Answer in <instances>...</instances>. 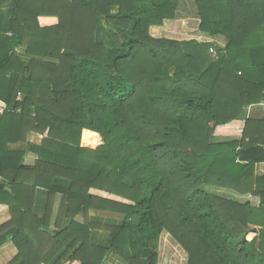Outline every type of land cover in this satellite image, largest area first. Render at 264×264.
<instances>
[{
	"label": "trees",
	"instance_id": "16d2710c",
	"mask_svg": "<svg viewBox=\"0 0 264 264\" xmlns=\"http://www.w3.org/2000/svg\"><path fill=\"white\" fill-rule=\"evenodd\" d=\"M194 2L212 40L151 34L181 0H0L8 264H158L163 232L187 264H264V0Z\"/></svg>",
	"mask_w": 264,
	"mask_h": 264
},
{
	"label": "rangeland",
	"instance_id": "374dc122",
	"mask_svg": "<svg viewBox=\"0 0 264 264\" xmlns=\"http://www.w3.org/2000/svg\"><path fill=\"white\" fill-rule=\"evenodd\" d=\"M57 21H58V18L56 17L52 19H46L45 25L50 26L52 24L57 23ZM199 23H200V20L198 18V11H197L194 0H181L178 18L174 20H167L162 26H160L161 30L159 29V30L153 31V34L156 36L168 37L171 39H178V40H190V39L202 40L203 38H206V37L202 36L199 30ZM209 38L210 37H208V39ZM219 39L220 40L215 39L216 43L224 44L225 39L221 37ZM210 40H212V38H210ZM211 53L213 54L212 56L213 58H217L216 49L214 53L213 52ZM241 131H243L242 128L237 132L236 135L230 136V139H241V134H240ZM32 136L34 135H30V137ZM225 138H226L225 135L218 137L219 140H224ZM82 144L87 145L83 143V141H82ZM20 146L21 145H17V147H20ZM91 146L96 147L98 146V144L91 145ZM208 188L212 189L213 191L215 190V192L221 193V194H228V193L231 194L232 193L233 195L237 197L245 196L247 198V197L252 196V195H236L235 192L224 190V189L220 190L219 188H214V187H208ZM101 194L104 195V193H101ZM255 235L256 233L254 231L249 234L248 238L253 239ZM187 263H188L187 252H185V250L172 238V236L169 233L163 232L161 235L160 243H159L158 264H187Z\"/></svg>",
	"mask_w": 264,
	"mask_h": 264
},
{
	"label": "crops",
	"instance_id": "0c3cea01",
	"mask_svg": "<svg viewBox=\"0 0 264 264\" xmlns=\"http://www.w3.org/2000/svg\"><path fill=\"white\" fill-rule=\"evenodd\" d=\"M48 19H52V18H48ZM45 22H46V19H44V23ZM159 29L161 30L160 26H153L151 28V34L153 36H155V37H162V36H156V35L153 34V31H156V30H159ZM202 36L206 37V38H203L204 39L203 41H209L210 40V38L208 39L209 36H206L204 34H202ZM219 38H218V40H220ZM0 100H2V99H0ZM245 114H246L247 118H252V119H255V120L264 119V101L259 103V104H256V105L248 106L246 108ZM233 124H236V123H233ZM84 131H89V130H84ZM89 132H92V131H89ZM92 133H95V132H92ZM95 134H98V133H95ZM236 134L237 133L230 134L227 137H230V136L236 135ZM100 139H101V137H100ZM30 141L40 142L41 141V136L34 135V136L30 137ZM89 146H91V145H89ZM13 147H15V146H13ZM30 156H31L32 159L35 158L32 155H27L26 158L29 159ZM256 170H257L258 174L263 175L264 174V162L257 164L256 165ZM239 198L241 200H243V201H245V200H247L249 198L248 200L250 202H252V204L255 205V206H258L260 204V197H258V196H251V197H247V198L245 196H243V197H239ZM60 201H61V196H57L56 205H55V211H54L55 213H57V211L59 209ZM9 219H10V213H9L8 207L5 206V205L4 206L0 205V224L6 222ZM78 219L82 220V217L78 216ZM16 254H17L16 247L13 245L12 241H8L6 244L0 246V263L1 264H8L16 256ZM103 264H125V263L120 259L119 256H117L113 252H110V253L107 254L105 259L103 260Z\"/></svg>",
	"mask_w": 264,
	"mask_h": 264
},
{
	"label": "built area",
	"instance_id": "2783aa9c",
	"mask_svg": "<svg viewBox=\"0 0 264 264\" xmlns=\"http://www.w3.org/2000/svg\"><path fill=\"white\" fill-rule=\"evenodd\" d=\"M203 40L204 39H202L200 41H203ZM211 52H213V53L215 52L213 48H211ZM22 97H23L22 96V93H19L18 94V97H17L18 101H21L22 100ZM7 108H8L7 103L5 101L0 100V115H2L7 110Z\"/></svg>",
	"mask_w": 264,
	"mask_h": 264
}]
</instances>
